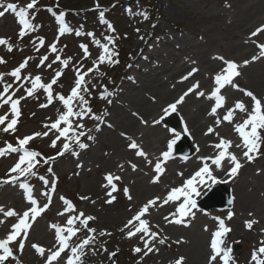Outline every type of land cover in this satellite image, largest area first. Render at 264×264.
<instances>
[{"label":"rangeland","instance_id":"obj_1","mask_svg":"<svg viewBox=\"0 0 264 264\" xmlns=\"http://www.w3.org/2000/svg\"><path fill=\"white\" fill-rule=\"evenodd\" d=\"M153 1L152 5L157 9L156 12H153L148 7L147 9L144 8L141 3H138V0H37L34 8L29 10V18L34 26L39 27L34 28V30L26 34L23 39L18 37V32L21 28L13 13L8 12L3 17H0V37L9 39L12 45L11 52L7 50L6 46H0V57L5 61V63H0V73L6 74L3 78L4 82L13 83L14 78L7 74L18 67L25 58H30L26 68L21 70V80L16 82L13 88V90H15L13 99H20L23 97L18 104L20 114L16 118L17 123L14 125V132L10 130L5 133L2 130L13 118L10 111V103L0 107V116L8 114L5 123L0 125V148L6 147L5 142H10L17 146L18 138L22 139L25 136H33L35 133L43 134L44 132H48L47 136H34L26 145L28 150L41 153V157H37L40 163L37 164V169L34 171L37 175L27 176L26 180L32 188L33 197L37 199L38 205L40 206L44 205L46 201V196H42L40 193L46 191L47 187H45L43 181L38 177H45L49 181L47 185L49 188H52L53 181L58 185L57 192L54 195V203L50 210L42 216L37 217L34 222L31 220L29 221L30 228L28 229L26 238H24L23 249L20 250L19 247L18 241L20 238H18L17 242H13L10 245L14 251L15 258H10L9 264H46V257L51 254V249H44V254L41 255L33 248V244L35 243L32 241V237H35L37 231L41 228L45 233H49L56 240L55 228L51 227V225H57L66 229L67 219L70 216L78 215L80 212H83L85 216L90 215L95 218L89 222V227L96 230V233L93 235L96 236L97 243L93 246L85 247V255L82 259L86 264H154L153 262L157 261V257L160 256H164L165 258V262L162 264H175V257H177V260L182 257V264H186L187 258L185 254L181 253L182 245L177 244L180 240L170 237L166 233L167 227L178 226L188 228L197 222H203L205 217L213 218V225L206 235L207 243L208 240L211 239L212 233L218 229V220L215 218L218 217L223 219L226 227L230 228V232L223 238L224 244L222 247H228L229 245L232 249L236 247V250L231 253L232 259L230 260V264H255L254 261H251V255L254 249H259L261 241H264V236L262 235V233H264V226L259 224L249 229L246 227V223L255 220V217H253V219L242 218L243 216L239 215L235 219H232L233 217L228 218V210L219 214L217 210L211 212L207 209L202 210L198 207L192 210L194 216L191 214L187 217H180L178 214L175 216L162 215L161 224L154 223L149 227L150 232H156L157 236L154 239L150 236L145 237L146 240L150 241L149 247H152L151 252H148L145 246H142L144 245V241L140 239V236L143 235V233H137L135 236L129 238L126 236L127 230H125V232L120 231L126 224L125 221H127L129 209L135 207L137 203L145 205L149 200L158 197V194H150L149 197L146 198V201L143 202L145 197L141 195L140 199L137 201V197L141 190L148 185L158 183L162 176L168 174L169 172L166 171V166L170 163L175 165L170 169L171 171L176 166L190 161L189 159L172 158L170 156L171 151L167 158L163 157L162 153L169 151L168 144L173 140L177 142L178 139H180V144L182 145L179 150H176V153L184 152V143H187V146L190 148L191 146L195 147L191 137L183 134L174 136L177 131L179 119H181L180 113L177 111L179 105L178 107L176 106L175 111L169 110L166 113V118L161 119L163 121L158 123L152 121L149 125L141 126L145 129L148 128L147 130L153 137L160 130H163V133L168 136L167 139L161 142L158 149L152 148L148 150L144 148L143 139L140 138L137 140L136 138L127 137L125 141L128 142L129 145L135 142L138 148L133 149L129 146L134 152L129 151L126 156H122L124 160H120L118 156L112 158L113 149L109 146L110 141L122 140V133L125 131L124 128L127 122L125 118L128 117L125 112V107L129 105L128 100L138 93L141 98H145L147 87L153 84L157 79H163L164 73H167L165 72L166 67L170 65V62L178 59L184 60V63H188L187 66L181 70V75L179 73L175 80L183 79L187 77L189 73L193 74L198 69L196 66L192 67L197 63V58L192 59L191 57H187L189 56L187 47L203 45L205 37L197 34L202 30H196V32L191 31V22L200 23L206 19L221 24V27L214 29V33L219 41L211 50L215 57L219 59L223 58L224 63L220 69L222 68L223 70L226 66L225 62H234L237 65L236 70L240 73L238 75L239 79L237 76L233 77L232 83L224 85L217 93V95L223 98L221 100V107L226 104L228 106L222 111L221 117L215 120L216 126L212 127L213 130L221 128L229 132L232 129V133L236 135L237 140L240 142L239 145L242 146V138L235 131V127L249 118L252 113L251 107L253 105L251 98L246 96L244 92L245 90L251 91L257 98L262 99L260 93H262L263 90L258 89L259 84L257 83L264 81V56H260L261 49L259 47V45L264 44L262 42H255V50L244 58H238L239 56L236 53L229 56L230 59L224 58L230 45H237L241 42L245 44V41H247V39L242 40L237 37H231L227 32L226 26H229V23L232 22V16L233 13L236 12V9L249 0ZM5 2L15 3L18 7H26L31 0H5ZM97 3L104 7V17L112 21V26L115 29L114 32H109L107 30V24L102 25L96 19L92 7L96 6L95 4ZM128 6L129 9L126 10ZM57 7L59 11H57ZM49 8L53 11L49 12L47 10ZM61 11L65 12V17L69 21L73 31L71 35L58 38L56 37L57 26L54 21V15L59 14ZM140 13H146L147 19L140 15ZM261 26H264V23L255 27L251 33L256 32ZM137 29H139V32H137ZM76 31L81 32V35H75ZM91 31L95 34L94 38L86 35L87 32ZM251 33L248 37H252ZM106 35H111L115 40L114 45H110L111 50L114 53H118L119 47H122L121 49L125 54L123 56H125L126 59L122 60L121 58L119 59L117 55H114L112 60L118 62H105L99 67L98 71H94L85 76V81L87 82L86 86L91 90L90 99L89 94L81 92V94L85 95L86 99H89V102L93 101V114L103 116V120L97 121L88 117H85L82 121L74 119L73 125L76 123H83L85 126L84 131L93 138L88 140L86 137H81L82 142L88 145L85 149H79L75 144L72 145L78 155L74 156L71 151L65 152L63 155H58L62 149L64 139L61 138L57 140V146L52 147V140L56 139L59 134L54 130L49 131V127L51 123L55 122L58 116L65 111V108L62 102L57 99H54L51 104H48L47 94L43 89H37L32 96H27L25 88L31 87V81L23 78L27 76L34 78L36 75H40L41 82L48 84L51 82L55 73L61 71L62 75L58 78L57 83L53 85L52 92L54 96L56 94H61L67 98L71 88L74 86L76 70L80 69L83 74L87 69L92 68V62L98 58L102 51L101 48L93 45V39H98L101 43H105L104 37ZM39 38L44 39L43 47L39 45ZM54 43L57 51L53 53L49 51V45ZM81 44L88 45L91 55L87 59H84V52L80 48ZM37 48H39L38 52L36 51ZM207 49L208 48H206V50ZM45 55L48 56V60L45 62V65L38 67L39 58ZM57 55L61 57V61L71 58L66 67L59 61L52 63ZM253 56L258 58L253 61ZM244 61H249V63L245 65ZM124 62L128 64L122 66ZM48 64L52 65L51 68L47 67ZM245 68H249V71L252 72L251 79L243 74ZM194 69L195 71H193ZM219 72L221 71L219 70L218 74H226L223 73V71L221 73ZM216 75L214 72L212 76L213 85L210 88H207V90L198 88L199 92L204 93V95L197 97H205V99L210 100L209 111H211V108L216 104L214 97L209 98L211 92L218 87V85L215 84ZM21 84H23L24 87H20ZM233 84L238 87H233ZM226 86L239 92L240 97H233L229 100L228 94L223 90ZM105 88L108 92H113V89L116 90V92L110 98L106 95L105 99H100V94L102 91H105ZM13 90H10L9 94H11ZM0 91H3L2 84H0ZM241 95L246 97L249 104L243 118L240 117L239 114L242 110L235 108L237 102H241L243 105L245 103ZM6 98L7 97H5V99ZM109 101L111 102L109 103ZM261 101L264 102V97ZM74 103H77V108L75 110H78V102ZM171 104L173 103H169L168 105ZM41 105L47 106L41 107ZM167 106H165L159 114H162ZM245 109L244 105V110ZM123 110L124 114L122 113ZM229 110L233 112L230 122L223 119ZM105 112L107 115H104ZM117 112L119 114H117ZM169 114H174V119L170 118L171 115ZM169 120L172 121L173 125ZM235 121H237V124ZM45 125L48 127H45ZM97 125H99L98 131L96 130ZM60 127L63 128L64 125L61 124ZM250 127V125L246 126V130L250 131ZM258 134L261 137L259 154H253L254 159L249 162L243 156V151H246V149L242 146V155L237 157L242 167L238 169L237 174L229 179L242 183L250 200L257 198L259 202L264 204V129H260ZM220 139L221 138H217L212 141L211 145L214 146L219 143ZM226 140L231 141V145L233 144L232 138ZM230 147L227 148V152L235 155V153L230 150ZM138 150H142L146 153V156H137L136 152ZM20 154L21 153L6 152L5 155L0 156V178H8L7 174L9 169L18 162ZM218 154L219 150L205 158H214ZM43 158L52 159L45 163ZM111 158L113 162L108 163V160ZM134 159L137 160L134 161ZM149 161H151V164H149ZM157 162H161V167L163 169L162 173L159 174L154 171V166ZM106 163L108 164L106 165ZM205 163L209 165L210 170H220L224 167L227 173H229L230 168L234 166L230 162L227 153L224 160H222L220 169L212 165L211 159ZM205 163H203L201 167ZM126 165H130L132 169L126 170ZM132 165L136 166L135 169H133ZM115 166H117V168H115ZM144 166H146V169ZM49 168L52 169L51 173L49 172ZM147 168L149 170H147ZM109 169H114L115 172H110ZM138 173L139 177L136 176ZM107 174L120 177L119 180L113 181L116 184L117 190L112 193L115 199L111 203L106 202L109 199L107 192L111 190L110 187H104L106 184L104 177ZM185 178L186 177L182 178L177 185L169 186L166 192L164 189L162 190V193H165L164 196L161 195L162 205H165L163 201L166 199L168 192L172 188L181 187L188 179ZM154 179H156V182H153ZM24 180V177L20 178V182ZM208 181L210 180L205 178L203 185ZM194 185H197V191H199L198 195L203 194L205 188L203 185H200L198 180L194 181ZM125 188L128 189V196H130L131 199L125 195ZM195 195L196 193H193L192 198L196 200V198H194ZM61 197H64L74 205L75 212H64L67 206L64 204L63 200H61ZM81 197H87V199H82ZM197 199L199 201L200 198ZM182 201L183 197L177 201L176 206L178 207ZM21 203H25L26 206H21ZM29 204L30 203L26 201L23 190L19 187V182L15 185L11 183L0 184V206L3 207L5 212L13 210L18 214L16 216L7 217L4 216L3 213H0V221H3V223H0V239H5L12 231L11 226L18 222V216H22L23 212L28 209L27 206ZM86 204L87 206H85ZM85 207L89 210H86ZM150 211L159 214L155 206L150 207L148 212ZM61 212H64V215L58 214ZM262 215H264V212H262ZM165 217H168V220H165ZM175 219H181L182 223L176 224L174 222ZM169 220L173 222L169 223ZM74 227L80 228L81 226L77 222ZM100 231H106L110 233V235L99 237L98 233ZM62 234L67 235V232L64 231ZM88 235L89 233L87 230L81 228V230L68 241L70 245L69 248L79 245ZM256 236H258V239H256ZM161 239L164 240L163 244L159 243ZM101 244L103 248H101ZM57 245H59L58 241L55 246ZM136 247H140L142 251L140 253H135L133 250ZM104 249L107 251H104ZM145 252H147L146 255ZM112 253H115V255L111 256L110 254ZM257 257L262 260L264 254L257 252ZM37 258L38 261H36ZM66 259L67 257L63 255L59 257L57 261H59V264H65ZM216 264H219V259Z\"/></svg>","mask_w":264,"mask_h":264},{"label":"snow or ice","instance_id":"obj_2","mask_svg":"<svg viewBox=\"0 0 264 264\" xmlns=\"http://www.w3.org/2000/svg\"><path fill=\"white\" fill-rule=\"evenodd\" d=\"M37 3V0H31L30 3L26 5V7H18L15 3H6L5 0H0V17H3L6 13L11 12L14 14V16L17 18V21L19 25H21V29L18 32V37L20 39H23V37L28 34L29 32L33 31L34 28L39 26H34L30 20H29V10L34 8V5ZM49 12H52L53 10L51 8L47 9ZM96 11H98L100 22L101 23H107V30L109 32H114L115 29L112 26L110 22H106L104 19L105 16V10L101 9L99 4L97 3L95 6ZM140 15L144 16L145 19H147L146 13H140ZM55 21L59 25L58 32L60 35L71 33L73 31L72 28H70L65 23V12L61 11L58 15H55ZM264 31V26H261V28H258L256 32L251 33L252 36H256L259 32ZM137 32H139V29H137ZM75 35L80 36L81 32L76 31ZM86 35L88 37H95V34L93 32H87ZM105 43H101L98 39H93V45L97 46L102 49L100 52L98 58L94 60L93 67L87 69L86 72H83L80 69L76 70V79L74 81V86L70 90V94L65 98V96L61 94L53 95L52 87L57 83L58 78L62 75L61 71H57L52 78L51 82L48 84H44L41 82V76L36 75L34 78L31 76L24 77L25 80L31 81V87L25 88V92L27 96H32L34 91L37 89H43V91L47 94V103L51 104L54 99H57L62 102L65 111L60 114L57 118V120L53 123H51L49 127V131H55L59 135L56 137V139L52 140V147L57 146V140H60L61 138L64 139V143L62 145L61 151L58 153V155H63L65 152L71 151L72 154L78 155V153L74 150L72 147L73 144H75L76 147L79 149H85L88 147L87 144L82 142L81 137H86L88 140H91L93 137L89 135L87 132L84 131V124L83 123H76L73 125L74 119L83 120L85 117L102 121L103 116H98L93 114L89 99H90V89L86 86L85 76L88 74L98 71L99 67L107 63H114L118 61H113L112 57L114 55H118V53H114L110 45H114L115 40L111 35H106L104 37ZM39 45L43 47L44 45V39L39 38ZM0 46H6L7 50L9 52L12 51V45L9 41V39L0 37ZM261 51L260 56H264V45H259ZM80 48L84 52V59H87L91 53L89 52L88 45L81 44ZM36 51H39V48L36 49ZM49 51L50 52H56V46L55 43L52 45H49ZM258 57L253 56L252 60L255 61ZM30 58H25L23 62L19 64L18 67L13 69L10 73L7 75L14 78L13 83H6L4 82L3 78L6 74L0 73V84L3 85V91H0V107H2L5 104L10 103V111L12 114L11 121L7 124V126L3 127V131L5 133L11 131H15L14 125L17 123V117L19 116V110H18V104L20 102V99H23L21 97L20 99H13V96L15 95L14 84L16 82H19L21 80V70L26 68L28 60ZM71 58H68V60L61 61V57L59 55L56 56L55 60L52 63L56 62H62V64L66 67L69 60ZM223 59V58H221ZM48 60V56H42L39 58V64L38 67L45 65V62ZM0 63H5L2 57H0ZM249 63V61H244V64L246 65ZM226 66L223 68V73L226 74H218L215 76V84L218 85V87L211 92V95L209 98L214 97L216 104L214 107L211 108V111L209 115H214L217 112V109L221 107V100L223 99L220 95H217V93L220 91L221 88L224 87L226 84L232 83V78L235 76H238L240 73L236 70L237 65L234 62H225ZM51 64H48L47 67L51 68ZM195 71V69L193 70ZM191 75V73H189ZM184 79H187V77H184ZM233 87H238L237 85L233 84ZM20 87H24L23 84L20 85ZM196 88H198V82L197 84L193 85L191 88H189L175 103L168 105L167 108L164 109L165 113H167L169 110L175 111L176 105L183 102L185 96H187L190 92H193ZM10 90H13L11 94H9ZM18 90V89H16ZM87 93L89 94V99L85 98V95L81 94ZM244 94L251 98L253 101V108L252 113L250 114L248 119H245L243 123L237 125L235 127V131L239 134V136L242 138V146L246 151H243V156L249 161H253L254 155L259 154V148H260V141L261 137L258 134V129H264V114H262V108H264V102L261 101V99L257 98L251 91L245 90ZM107 96H111L112 93L108 92L105 88V91H102L100 94V99H105ZM204 95L202 92H198L197 96ZM5 97H7L5 99ZM78 102V110H75L77 108ZM111 101H109L110 103ZM47 105H41V107H46ZM236 109L244 110V105L241 102H237L235 104ZM7 115L0 116V125H3L5 123V120L7 119ZM104 115H107L105 112ZM233 112L231 110L228 111V113L223 117L225 121L230 122V118L232 117ZM159 121H154V123H158ZM63 124L64 127L61 128L60 125ZM251 126L250 131L246 130V126ZM45 127H48L45 125ZM79 130V131H77ZM97 131L99 130V125H97ZM91 131V130H89ZM213 128L209 127L207 129V133H212ZM206 133V134H207ZM44 135L47 136L48 132L41 133H35L33 136H25L24 138L17 139V146H13L11 143L5 142L6 147L0 148V156L5 155V153H21L18 158V162L14 164L12 168L9 169L8 172V178L3 179L0 178V184H7L11 183L13 185L17 184L19 182V187L23 190L26 201L30 203L31 207H29L27 210H25L22 214V216H18V222L14 223L12 227V231L7 235L5 239H0V264H6V262L10 258H15V254L13 249L10 247V244L13 242H17L18 238L19 241V247L20 250L24 247V238H26L28 234V229L30 228L29 220L35 221L36 217L40 215L42 212H44L49 204L45 203L43 207H38V201L35 199L32 195V188L27 183V176H36V172L33 171V168L40 163L39 160H37V157H41V153L36 151H31L26 148V145L31 141L34 136H40ZM175 143V140L171 141L168 144L169 151H165L162 153V156L167 158L169 156V152L172 149L173 144ZM131 148L136 149L138 148V145L133 142L129 145ZM231 146V141L225 140L223 138L220 139L219 143L215 144L216 149H224L219 152L218 155H216L214 158H201L202 160L211 159L212 165H214L217 169L221 168L222 160H224L226 153L227 156L230 158V162L234 165L229 170V178L237 174L238 169L242 167L241 163L238 161L237 157L227 152V148ZM236 147H241V145H236ZM199 150V149H197ZM137 156L145 157L146 153H144L142 150H138L136 152ZM52 158H43L44 162L47 163ZM149 164H151V161H149ZM79 167V165H78ZM133 169H135V165H132ZM52 169L49 168V172L51 173ZM155 173L159 174L162 173L163 169L161 167V162H157L154 166ZM15 174V175H13ZM182 175V173H181ZM24 177L25 180L20 182V178ZM45 185L49 184V181L45 177H38ZM205 178L208 180H211L215 182L217 180V177H215L212 174V171H210V167L207 163H205L202 167L199 168L198 171L194 173V175L187 179L184 184L181 187L172 188L168 194L166 199H164L163 203L167 204L169 202H175L180 200L181 197H183V201L179 204L178 207L175 208V213L172 215L175 216L178 214L180 217H187L189 214L194 216V213L192 212L193 209L197 207L195 199L192 198L193 193H197V185H194V181H199L200 185H203ZM106 184L104 185L105 188L110 187V191L107 192V196L109 199L106 201L107 203H111L115 197L112 195L113 192L117 190L116 184L113 182L114 180H119L120 177L116 176L114 177L112 174H107L104 177ZM153 182H156V179L153 180ZM223 182H227L226 180ZM55 189V182H52V191ZM125 195L128 196V189H124ZM42 196H48L49 202L51 197L49 196V193L46 191H42L40 193ZM82 199H87V197H81ZM129 199H131L130 196H128ZM160 198H154L153 200H149L145 205H143L139 211L131 218L129 219L126 224L120 229L121 232L126 231V236L131 238L135 236L137 233H143V235L140 236V239L144 241V246L147 249L148 252L152 251V247H149V240H146L145 237H151L154 239L157 236L156 232H150V228L148 226V221L145 219H142V217L149 211V208L156 205L157 200ZM61 200H63L64 204L67 206L64 210V212H75V207L73 204H71L67 199L64 197H61ZM232 201L229 200V204H231ZM64 212L58 213L59 215H64ZM0 213H3L4 216L12 217L18 215L13 210H9L7 212L4 211L3 207L0 206ZM233 213L231 211L228 212V218H231ZM95 218L93 216H85L83 212H80L78 215L70 216L67 221V228H62L57 225H51V227L55 228V235L56 240L58 241L59 248L56 251H51L50 255H47L46 257V264H52L53 261H57L59 257H61V253L64 252L66 249H69L70 245L68 241L70 238L74 237L77 232H79L82 229L87 230L89 235L87 238L83 239L82 242L74 247L70 248V252L68 254V257L65 261V264H86V262L82 259V257L85 255L84 249L85 247L93 246L97 243L96 236L93 235L96 233L95 229H92L89 227V222L94 220ZM218 220V229L212 233L211 241H210V249H211V255L208 260V264H213V262H216L219 258V261L222 262V264H230V260L232 259L231 253H232V247L229 245L228 247H222L224 244V237L228 232H230V228L226 227L225 221L220 218H215ZM165 220H168V217H165ZM79 223L81 226L80 228L74 227L76 223ZM138 222V223H134ZM169 223L173 222L171 220L168 221ZM174 222L176 224H181V219H175ZM0 223H3V221H0ZM256 223L255 220L249 221L246 223V227L251 229L253 227V224ZM207 231V227L205 228ZM66 231L67 235H63L62 233ZM99 237H104L105 235H110V233H107L106 231H100L98 233ZM159 243L163 244L164 240L161 239ZM33 248L36 249L38 253L41 255L44 254V249L41 247H38L37 245L33 244ZM101 248H103V245L101 244ZM104 251H107L104 249ZM135 253H140L142 249L140 247H136L133 250ZM257 252L264 254V241H261V246L259 249H254L251 255V261H254L255 264H264V260H260L257 257ZM147 252H145V255ZM111 256H114L115 253L110 254ZM183 258L175 261V264H182Z\"/></svg>","mask_w":264,"mask_h":264},{"label":"bare ground","instance_id":"obj_3","mask_svg":"<svg viewBox=\"0 0 264 264\" xmlns=\"http://www.w3.org/2000/svg\"><path fill=\"white\" fill-rule=\"evenodd\" d=\"M232 17V22L229 23V26H226L228 34L231 37H237L242 40L247 39V41H245V44L244 42H241L237 45H230L226 51V53L228 54L225 53L224 58L230 59L229 56L234 55L235 53L239 56L238 58H244L248 56L249 53L255 50V42H262L264 44V31L259 32L256 36L248 37V35L255 27H257L261 23H264V0H249L243 3L236 9V12L233 13ZM190 25L191 31L196 32V30H202L197 34L205 37V42L203 45L187 47V50H189V56L187 57H191L192 59L197 58V63L192 67L196 66V68L198 69L193 74L188 75L187 79L183 78L175 80L176 76L179 73L181 75V70L186 67L188 63H184V60H173L172 62H170V65L166 67L165 72L167 73H164L163 79H157L153 84H150L147 87L148 89L145 93V98H141L138 93L128 100L129 105L125 107V112L128 117L125 118L127 122L124 128L125 131L122 133L123 142L122 140H113L109 143V146L113 149L112 158L118 156L120 160H124L122 156H126L129 151L134 152L129 148V143L125 141L127 137L136 138L137 140L140 138L143 139L144 148H147L148 150L152 148L158 149L161 142L167 139L168 136L163 133V130H160L153 137V135H151L147 130L148 128L145 129L141 126L147 124L149 125L152 121H163L161 119L164 112H162V114H159V112H161V110L165 106H167L169 103H174L175 101H177L189 88H191L197 82L198 88H204L207 90V88H210L213 85V73L215 72L216 75L218 74L219 70L222 72V68L220 69V67L223 65L224 61L223 59L215 57L211 50L213 49V46L216 45L219 41L216 34L214 33V29L217 27H221V24L204 19L200 23L191 22ZM206 48L208 49L206 50ZM249 70V68H245L243 70V74L248 78L250 77L251 79L252 72ZM257 84H259L258 89L263 90V92L260 93V97L263 99L264 81H260ZM198 88L185 96L183 102L178 104L179 107L178 105H176L178 107L177 111L180 113L181 119H179V123L176 129L177 131L174 136L183 134L192 138V142L195 147H191V156L189 157L190 161L188 163L176 166L171 171L170 169L175 165L173 163L167 165L166 171L169 173L165 176H162L161 180L158 183L144 187L137 197V201L138 199H140L141 195L142 197H145L143 202L146 201V198L149 197L150 194H158V198H160L159 200H157L155 205L157 211H159V214L150 211L142 217V219L148 221L149 227L154 223L161 224L162 215L171 216L175 212L177 201L173 203H167L165 205L161 204V195L164 196L165 194L162 193V190L164 189L166 192L169 186L177 185L184 177H186L185 179L191 178L194 173L199 170L203 163L209 161V159L202 160L201 158L211 156L212 153H215L219 150L211 145L212 141L216 140L217 138H223L225 140L232 138L233 144L231 145L230 150L235 153L236 157L242 155V146L239 148L236 147V145H238L240 142L237 140L236 135L232 133V129L229 132H226L221 128H218L217 130H213L212 133H207V129L209 127L216 126L215 120L218 117H221L222 111L227 108L228 105L226 104L225 106L219 108L214 115H209L210 100L205 99V97H197V93L199 92ZM223 90L228 94L229 100L233 97L237 98L239 96V92L233 90L231 87L226 86ZM115 92L116 91H114V93ZM241 96L245 101L244 105L246 108L239 113L240 117L243 118L249 104L246 97H244L243 95ZM122 113L124 114V110L122 111ZM117 114L119 113L117 112ZM170 115V118L174 119V114ZM169 121L172 123L171 120ZM235 123L237 124V121H235ZM220 151L221 150H219V152ZM112 158L108 160V163L113 162ZM136 160L137 159H134V161ZM108 163H106V165ZM126 167V170L132 169L130 165H126ZM115 168H117V166H115ZM144 168L146 169V166H144ZM147 170L149 169L147 168ZM109 171L115 172L114 169H109ZM210 171H212V174L217 177V183L221 186H224L231 196L232 203L228 211H231L233 213L232 219H235L239 215L243 216L242 218L253 219V217H255L254 219L256 223L253 224V227L259 224L264 226V215H262V212H264V204L259 202L257 198L250 200L242 183H240L239 181L230 180L227 170L224 167L220 170L211 169ZM136 176L139 177V173ZM225 180L227 181L226 183L223 182ZM204 190L206 191V189ZM20 205L26 206L25 203H21ZM142 205L143 204L137 203L135 207L129 209L127 221L139 211ZM85 206H87V204ZM28 207L29 205L27 206V208ZM209 211L214 212L215 210L211 209ZM219 214H222V212H219ZM127 221H125V223ZM212 225L213 218L205 217L203 219V222H197L196 224L188 228L178 226L167 227L166 233L170 237H174L180 240L177 244L182 245L181 253L185 254L187 258L186 264H208V260L211 255V249L209 247V243H207L206 241V235ZM206 227L207 231L205 230ZM32 238V241L35 244L45 250L51 249V251H56L59 248V245L55 246L57 242L53 238V236L49 233H45L41 228L37 231L36 236H33ZM256 239H258V236H256ZM68 254L69 249H66L61 253V256L64 255V257H68ZM175 260H177V257H175ZM36 261H38V258L36 259ZM164 262V256H160L157 257V261H154L153 263L162 264ZM216 263H218V260L216 262H213V264ZM52 264H59V261H55Z\"/></svg>","mask_w":264,"mask_h":264},{"label":"water","instance_id":"obj_4","mask_svg":"<svg viewBox=\"0 0 264 264\" xmlns=\"http://www.w3.org/2000/svg\"><path fill=\"white\" fill-rule=\"evenodd\" d=\"M185 156H188V153ZM218 194L220 195V201L215 199L216 195ZM229 200H231V197L225 190H223L222 188H215L207 193L205 197H203L200 205L203 208L213 207L222 210L228 208V206L230 205Z\"/></svg>","mask_w":264,"mask_h":264}]
</instances>
